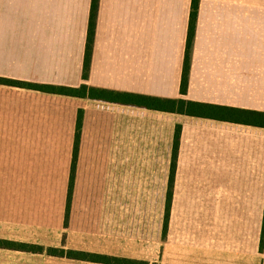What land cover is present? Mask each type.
I'll return each instance as SVG.
<instances>
[{
	"label": "crops",
	"instance_id": "obj_1",
	"mask_svg": "<svg viewBox=\"0 0 264 264\" xmlns=\"http://www.w3.org/2000/svg\"><path fill=\"white\" fill-rule=\"evenodd\" d=\"M191 1L98 0L84 79L91 0H0V76L264 112V0H198L181 93ZM18 160L62 163L57 210L18 217ZM226 208L261 243L264 127L0 85V264H199Z\"/></svg>",
	"mask_w": 264,
	"mask_h": 264
},
{
	"label": "rangeland",
	"instance_id": "obj_2",
	"mask_svg": "<svg viewBox=\"0 0 264 264\" xmlns=\"http://www.w3.org/2000/svg\"><path fill=\"white\" fill-rule=\"evenodd\" d=\"M153 197L154 195L151 200ZM127 199L130 208H134V203L130 204L133 199L144 201L142 195H127ZM217 199L221 200L220 195H216ZM65 201L61 162L18 160V217L40 216L39 212L44 209L48 212L57 210ZM157 212L152 205L151 210L142 215L153 218ZM212 229L209 228V233L213 231L214 243L212 245L209 242L208 249L211 250L198 252L199 264H264V244L260 243L261 222L258 210L216 209Z\"/></svg>",
	"mask_w": 264,
	"mask_h": 264
},
{
	"label": "trees",
	"instance_id": "obj_3",
	"mask_svg": "<svg viewBox=\"0 0 264 264\" xmlns=\"http://www.w3.org/2000/svg\"><path fill=\"white\" fill-rule=\"evenodd\" d=\"M97 5H98V0H91L88 35L86 41L83 70H82V77L84 79L88 75L89 59L92 49V36L94 31L95 19H96ZM197 6H198V0H192L190 16H189L188 33H187L186 46H185L183 71L180 82L181 93L185 92L188 81L187 75L189 68V55H190L194 25L197 15ZM0 85L34 90L49 94H57L68 97L96 99V100H102L112 103L139 106V107H144L147 109L158 110V111L173 112V113H179V114H185V115L197 116V117H206L217 120H226L236 123L264 127V112L224 106V105L202 103L197 101L186 100L183 98L159 97V96H151L141 93L105 89V88L93 87L85 83H81L78 86L45 84V83L24 81V80H19L4 76H0ZM80 115L81 113L78 114L77 123H76V133H75V140L73 147V160H72V171H71L72 174L70 175V188L72 186V180H73V162L75 160L77 153ZM179 135H180V126L176 125L174 132V140H173V154H172L173 158L170 167V186H171V181L173 179L174 158L178 146ZM70 193L71 190L69 189L67 202H66V217L68 216L70 196H71ZM170 201H171V192L168 189V193L166 197V214L163 224L162 235H165L166 233ZM263 242H264V210H263V224L261 231V244H263Z\"/></svg>",
	"mask_w": 264,
	"mask_h": 264
}]
</instances>
